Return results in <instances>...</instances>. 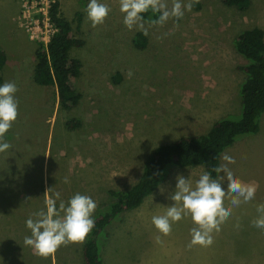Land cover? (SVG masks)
<instances>
[{"label": "rangeland", "instance_id": "374dc122", "mask_svg": "<svg viewBox=\"0 0 264 264\" xmlns=\"http://www.w3.org/2000/svg\"><path fill=\"white\" fill-rule=\"evenodd\" d=\"M50 2L0 0V48L8 58L3 79L17 85L19 102L18 118L5 135L11 148L0 153V264H85L87 236L48 257L24 245L30 235L25 221L45 208L46 190L52 188L49 196L59 192L65 202L76 193L90 196L97 204L93 218L108 211L116 202L110 191L130 190L156 148L206 134L218 120L240 113L245 75L239 68L247 61L234 40L246 29L264 30V0H253L245 11L224 0H198L182 19L163 26L145 19L147 35L124 25L119 0H100L110 12L96 27L87 18L89 0H59L75 38L85 42L71 52L83 66L76 83L82 100L64 110L56 88L34 80L38 50L54 32L46 19ZM138 33L147 38L144 49L135 45ZM72 120L81 122L80 128H69ZM250 137L239 138L237 147L223 155L234 158L228 167L236 178L257 185L255 198L238 207L225 198L231 215L212 233L211 246L189 247L195 227L190 216L173 223L167 236L152 224L153 216L173 204L178 175L194 184L206 171L203 166H170L139 208L106 228L99 240L102 263L264 264V229L252 224L256 206L264 203V183L258 181L264 176V152L260 144L248 148Z\"/></svg>", "mask_w": 264, "mask_h": 264}, {"label": "trees", "instance_id": "16d2710c", "mask_svg": "<svg viewBox=\"0 0 264 264\" xmlns=\"http://www.w3.org/2000/svg\"><path fill=\"white\" fill-rule=\"evenodd\" d=\"M224 3L245 11L252 6L253 0H224ZM48 11L49 21L55 31L47 45L38 50L34 80L42 87L56 88L60 107L73 110L82 100L76 83L83 66L79 59L71 56V52L74 48H83L85 42L75 38L72 24L61 15L59 0H52ZM144 17L147 20L155 18L151 12L144 14ZM134 41L141 49L147 45L143 33H138ZM234 48L247 61L239 68L245 75L239 88L240 113L218 120L206 134L181 137L159 146L146 160L140 179L130 190L110 191L116 202L108 211L93 218L94 228L87 235L82 250L85 264H103L99 240L106 228L119 215L139 208L166 179V170L170 166H203L216 179L218 174L213 169L221 165L225 150L239 138L260 132L264 114V30L254 27L242 31L234 40ZM7 62V55L0 48V85L4 83L3 70ZM81 125L78 120L68 122L71 129L80 128Z\"/></svg>", "mask_w": 264, "mask_h": 264}, {"label": "clouds", "instance_id": "9594fccd", "mask_svg": "<svg viewBox=\"0 0 264 264\" xmlns=\"http://www.w3.org/2000/svg\"><path fill=\"white\" fill-rule=\"evenodd\" d=\"M195 2L198 0H188L187 3L183 0H171L169 7L167 0H119V5L124 25L130 30H141L147 35L144 14L151 12L155 16L150 20L151 25L163 26L169 19H182L185 10L190 11ZM86 12L92 26L96 27L107 18L110 8L100 0H89ZM17 91L14 82L0 85V153L11 148V144L5 140V135L18 118L19 102L15 95ZM222 159L225 163L213 169L218 174L216 179L207 171L202 172L194 184L182 175L176 177L175 191L170 196L173 204L167 207L165 214L152 217V224L160 234L169 235L173 223L190 216L195 227L190 230L192 239L189 247L211 246L212 233L218 232L221 224L231 215L232 208L225 207V198H231L232 207H238L241 203L250 202L255 198L257 185L244 183L234 176L228 167L235 162L233 157L224 154ZM225 180L226 188L223 186ZM69 182L65 177L64 183ZM51 191L52 188L44 193L45 208L25 221L30 235L24 237L23 243L41 257H48L61 246L83 242L95 225L93 214L97 204L90 196L76 193L65 202L59 192L49 196ZM256 211L257 216L252 224L264 229V203L258 204ZM156 241L161 242L160 236L156 237Z\"/></svg>", "mask_w": 264, "mask_h": 264}, {"label": "crops", "instance_id": "0c3cea01", "mask_svg": "<svg viewBox=\"0 0 264 264\" xmlns=\"http://www.w3.org/2000/svg\"><path fill=\"white\" fill-rule=\"evenodd\" d=\"M227 117V116H226ZM248 139H250V144H251V146H247V143L244 145L245 146V148H246V146L249 148V149H252V148H254L256 145H258V144H260L261 145V149H262V151L264 152V114H263V116H262V119H261V130H260V132L257 134V135H254V138H248ZM239 141H241V140H239ZM239 141H237V142H235L234 143V145L232 146L233 148L236 146L237 147V145H235L236 143H238ZM243 147V146H242ZM246 151V150H245ZM243 152V151H242ZM222 159V158H221ZM264 160V159H263ZM264 173V172H263ZM261 179V180H260ZM258 181L260 182V184L261 183H264V176H259V178H258Z\"/></svg>", "mask_w": 264, "mask_h": 264}, {"label": "built area", "instance_id": "2783aa9c", "mask_svg": "<svg viewBox=\"0 0 264 264\" xmlns=\"http://www.w3.org/2000/svg\"><path fill=\"white\" fill-rule=\"evenodd\" d=\"M51 2H52V0H51ZM50 2V3H51ZM50 7V6H49ZM49 10V9H48ZM49 12V11H48ZM46 19L48 20V22L50 23V21H49V16H48V13H46ZM51 24V23H50ZM53 27V26H52ZM54 28V27H53ZM55 31V30H54ZM54 33V32H53Z\"/></svg>", "mask_w": 264, "mask_h": 264}]
</instances>
